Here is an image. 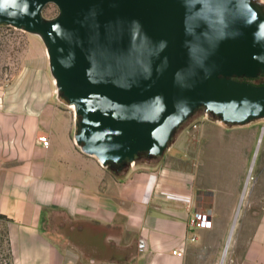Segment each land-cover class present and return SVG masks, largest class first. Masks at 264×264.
I'll return each mask as SVG.
<instances>
[{
    "label": "crops",
    "instance_id": "obj_1",
    "mask_svg": "<svg viewBox=\"0 0 264 264\" xmlns=\"http://www.w3.org/2000/svg\"><path fill=\"white\" fill-rule=\"evenodd\" d=\"M13 40L18 55L0 65V214L10 263L221 264L250 180L240 196L254 128L193 123L163 155L116 173L76 144L77 118L57 95L41 38ZM197 211L209 212L210 227L190 226ZM238 216L223 264H264V193L245 196Z\"/></svg>",
    "mask_w": 264,
    "mask_h": 264
},
{
    "label": "water",
    "instance_id": "obj_2",
    "mask_svg": "<svg viewBox=\"0 0 264 264\" xmlns=\"http://www.w3.org/2000/svg\"><path fill=\"white\" fill-rule=\"evenodd\" d=\"M2 24L41 38L75 142L104 167L163 155L201 107L226 125L264 118V85L241 80L264 74V0H0Z\"/></svg>",
    "mask_w": 264,
    "mask_h": 264
},
{
    "label": "rangeland",
    "instance_id": "obj_3",
    "mask_svg": "<svg viewBox=\"0 0 264 264\" xmlns=\"http://www.w3.org/2000/svg\"><path fill=\"white\" fill-rule=\"evenodd\" d=\"M58 14H59V8L54 3L47 4L43 10L44 17L48 19L54 18ZM25 33L27 32L16 29L11 26H8L6 24L0 25V65L1 66L8 67L11 65L14 55H18L17 53H15L16 51H18V48H17V43L13 40V37H16L17 35H21ZM205 113H206V110L204 107L199 108L185 123L182 124L180 128H178V130L184 127L191 126L193 123H199L200 121H204L202 118L205 115ZM208 115H209V119L207 120L212 119V120L220 121L217 119V117L213 116L212 114H208ZM249 125H251L254 128L255 151H256V148L258 145L257 142L260 139L261 131H262V128L264 127V118L254 120L253 122L249 123ZM228 126H231V125H228ZM178 130L175 132L174 136L176 135ZM146 158H150V157L146 155L142 157L141 159H146ZM155 158H158V157H155ZM252 161L253 160H251V156H250L247 170H246V173L242 181L243 183L242 189L240 190V193H239V195L241 196L244 186H245V182L250 177L249 184L246 189L244 198L245 196L247 197L248 194L253 193V192L254 193L259 192L261 194L264 193V134L260 142V147H259L258 154H257L254 164L252 163ZM251 167L253 168L252 171H251ZM258 203L259 202L256 201L255 207H257ZM234 219H235V216H232L230 218L228 231L230 230L234 222ZM240 219L241 218L238 216L236 220V224H235L236 227L239 224ZM230 248H231V244L228 249L226 258L228 257ZM0 264H11L9 243H8L7 230H6V220L2 217H0Z\"/></svg>",
    "mask_w": 264,
    "mask_h": 264
},
{
    "label": "built area",
    "instance_id": "obj_4",
    "mask_svg": "<svg viewBox=\"0 0 264 264\" xmlns=\"http://www.w3.org/2000/svg\"><path fill=\"white\" fill-rule=\"evenodd\" d=\"M202 119L203 120L209 119V115L205 113ZM38 140L44 146H48L50 143L48 136L46 135H40ZM189 224L193 228H205V227H210L212 225V220H211L209 212L197 211V212H194V214L191 216L189 220ZM174 253L178 256H182L183 250L175 251Z\"/></svg>",
    "mask_w": 264,
    "mask_h": 264
},
{
    "label": "trees",
    "instance_id": "obj_5",
    "mask_svg": "<svg viewBox=\"0 0 264 264\" xmlns=\"http://www.w3.org/2000/svg\"><path fill=\"white\" fill-rule=\"evenodd\" d=\"M64 101H66L65 98H63ZM147 153H140L138 156H137V159H141L142 157L146 156ZM149 159H153V158H149ZM111 170H113L114 172L116 173H120L121 171H123V169L126 168V165L125 166H122L120 164H116V163H113V162H109V166H108ZM0 217L4 218L6 220V217L2 214H0Z\"/></svg>",
    "mask_w": 264,
    "mask_h": 264
},
{
    "label": "flooded vegetation",
    "instance_id": "obj_6",
    "mask_svg": "<svg viewBox=\"0 0 264 264\" xmlns=\"http://www.w3.org/2000/svg\"><path fill=\"white\" fill-rule=\"evenodd\" d=\"M244 81H250L257 85H264V74L259 75L257 78H241Z\"/></svg>",
    "mask_w": 264,
    "mask_h": 264
},
{
    "label": "bare ground",
    "instance_id": "obj_7",
    "mask_svg": "<svg viewBox=\"0 0 264 264\" xmlns=\"http://www.w3.org/2000/svg\"><path fill=\"white\" fill-rule=\"evenodd\" d=\"M252 171V170H251ZM227 253V252H226ZM224 254H225V252H224ZM225 256H226V254H225ZM225 256L223 255V258H222V262H221V264H223V262H224V259H225Z\"/></svg>",
    "mask_w": 264,
    "mask_h": 264
}]
</instances>
